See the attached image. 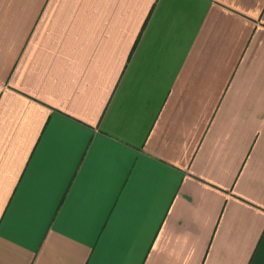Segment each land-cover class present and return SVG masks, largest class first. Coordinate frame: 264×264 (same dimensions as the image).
<instances>
[{
    "label": "crops",
    "instance_id": "0c3cea01",
    "mask_svg": "<svg viewBox=\"0 0 264 264\" xmlns=\"http://www.w3.org/2000/svg\"><path fill=\"white\" fill-rule=\"evenodd\" d=\"M0 264H264V0H0Z\"/></svg>",
    "mask_w": 264,
    "mask_h": 264
},
{
    "label": "snow or ice",
    "instance_id": "6c2138e0",
    "mask_svg": "<svg viewBox=\"0 0 264 264\" xmlns=\"http://www.w3.org/2000/svg\"><path fill=\"white\" fill-rule=\"evenodd\" d=\"M260 238H261V234L260 233H256L253 235V238H252V241H251V249L253 251V254H255L254 250L256 247L259 246V241H260Z\"/></svg>",
    "mask_w": 264,
    "mask_h": 264
}]
</instances>
